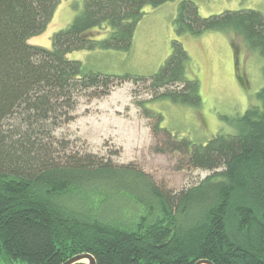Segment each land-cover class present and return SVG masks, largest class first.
Returning a JSON list of instances; mask_svg holds the SVG:
<instances>
[{"label":"trees","instance_id":"trees-1","mask_svg":"<svg viewBox=\"0 0 264 264\" xmlns=\"http://www.w3.org/2000/svg\"><path fill=\"white\" fill-rule=\"evenodd\" d=\"M165 1L84 0L47 48L27 40L45 30L59 0H0V264H61L86 252L95 264H264V83L259 103L238 118L237 133L201 144L172 135L148 107L158 97L200 103L182 34L232 32L264 59V12L202 16L193 1L181 0L170 54L149 76L85 71L67 56L128 51L143 8ZM94 28L109 30L97 39L89 34ZM124 81L145 83L150 96L135 104L154 119L153 132L171 138L167 151L210 174L173 190L132 162L116 163L56 136L80 97L107 95Z\"/></svg>","mask_w":264,"mask_h":264},{"label":"rangeland","instance_id":"rangeland-1","mask_svg":"<svg viewBox=\"0 0 264 264\" xmlns=\"http://www.w3.org/2000/svg\"><path fill=\"white\" fill-rule=\"evenodd\" d=\"M180 1L145 6L128 51L78 49L67 56L79 59L85 71L149 76L170 54L175 37L173 18ZM191 1L202 16L240 8L264 12V0ZM83 4L84 0H59L45 30L27 41L50 48L52 34L70 23ZM108 30L94 28L89 34L99 39ZM178 39L189 54L187 73L198 79L200 103L158 97L149 100L148 107L162 116L161 126L172 135L197 144L217 133H237L238 118L250 105L259 103L257 92L264 83L263 56L232 32L205 30L195 36L182 34ZM149 96L144 82L124 81L107 95L80 97L72 119L55 130L56 136L69 139L74 148L109 156L116 163L132 162L166 188L180 190L198 183L212 171L187 167L184 154L167 151L171 138L161 131L153 132L150 124L154 119L143 116L141 107L135 104Z\"/></svg>","mask_w":264,"mask_h":264},{"label":"water","instance_id":"water-1","mask_svg":"<svg viewBox=\"0 0 264 264\" xmlns=\"http://www.w3.org/2000/svg\"><path fill=\"white\" fill-rule=\"evenodd\" d=\"M83 259H86L87 264H95L94 257L92 256V254L87 253V252L75 254L61 264H73L75 262L82 261ZM194 264H212V263L209 262L208 260L201 259V260L196 261Z\"/></svg>","mask_w":264,"mask_h":264},{"label":"bare ground","instance_id":"bare-ground-1","mask_svg":"<svg viewBox=\"0 0 264 264\" xmlns=\"http://www.w3.org/2000/svg\"><path fill=\"white\" fill-rule=\"evenodd\" d=\"M83 261V260H82Z\"/></svg>","mask_w":264,"mask_h":264}]
</instances>
